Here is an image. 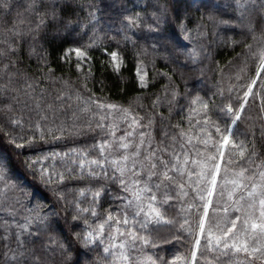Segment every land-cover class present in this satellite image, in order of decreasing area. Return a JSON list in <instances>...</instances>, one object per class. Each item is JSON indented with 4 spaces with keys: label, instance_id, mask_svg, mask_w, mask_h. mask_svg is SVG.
<instances>
[{
    "label": "snow or ice",
    "instance_id": "1",
    "mask_svg": "<svg viewBox=\"0 0 264 264\" xmlns=\"http://www.w3.org/2000/svg\"><path fill=\"white\" fill-rule=\"evenodd\" d=\"M176 6L124 7L102 32L95 4L80 20L76 8L85 7L70 0H0V264H264V0H234L231 19L209 14L257 45L229 37L243 44V66L211 95H187L163 69L169 83L127 105L110 98L103 79L94 90L91 49L116 73L126 63L106 38L132 44L142 90L154 79L149 55L154 72L157 58L168 67L181 52L192 64L211 59L205 46L184 43L207 36L203 17L189 27V9L176 14ZM77 29L91 35L71 46ZM56 40L65 64L75 56L79 87L52 66L46 45ZM253 104L257 117L248 114ZM174 242L186 250L172 251Z\"/></svg>",
    "mask_w": 264,
    "mask_h": 264
},
{
    "label": "trees",
    "instance_id": "2",
    "mask_svg": "<svg viewBox=\"0 0 264 264\" xmlns=\"http://www.w3.org/2000/svg\"><path fill=\"white\" fill-rule=\"evenodd\" d=\"M73 6L82 5L85 7V11L81 12L79 7L76 8L77 12H80L79 19H85V13L87 11L88 4H95L99 9V15L101 17L100 28L102 32H107L109 22L111 20H119L120 13L124 7L139 11L142 13H151L155 11V5L164 2V0H70ZM234 0H177L176 14H180L185 8L189 9V15L192 18V23L189 27H194L197 22V18L203 17L202 23L204 27L202 31L207 32V36L196 37L191 42H184L187 47L196 46L199 48L201 45L205 46L209 52L212 53L211 59L205 56L201 57V62L198 64H192L191 60H188L186 54L178 53L180 63H177L175 59L168 63V67H165L166 62L163 59L157 58L155 61V72L151 64L152 56L149 55L145 58L149 68V76L154 79L150 83L147 90H142L137 84L135 76V58L133 52V46L130 42L125 43L120 41L119 45L116 41L106 38L104 40V46L109 48V51L119 47L120 52L125 57V66L120 70V73H116L112 70L111 66L107 63L108 56L105 55L101 48H93L90 50V55L93 57V72L94 77V90H99V81L103 79L106 83L105 91L110 95V98L116 102L127 105L129 102H134L137 94L150 95L153 92H160L161 86L168 84L169 82L163 76L158 75L160 70L169 72L173 76V80L180 85L183 91L185 85L188 89L187 95H194L197 91L200 95H211L215 91L217 82L223 78L225 82L229 77L233 76L240 67L243 66V61L237 56L245 52L243 44L233 45L229 40V37L234 38L237 41L243 40L246 43H253L254 50L257 47L256 43L252 41L251 34L245 29L241 31L237 29L232 31L228 25H219L214 23L213 20H209L208 16L211 14L216 20L218 19H231L234 15L233 9L226 7V5L233 3ZM197 7L200 11H196ZM77 22L76 16L68 17ZM113 27H119L118 23L112 25ZM169 26H165L167 29ZM66 29L60 28V33L65 34ZM134 34V33H133ZM91 35L90 29L80 30L77 29L67 39L71 46H79L88 42V37ZM109 35H115V32L109 33ZM51 39V34L49 35ZM120 39L119 37L117 38ZM137 41L140 45H144L146 41L140 40L137 37ZM227 41V42H225ZM61 41L56 40L50 45H46L48 52L50 53V59L53 61L52 66L57 68V74L59 75L63 71L65 79H71L79 87V82L76 80L77 70L75 69V56L71 57V62L65 64L62 57V48L60 47ZM69 45H65L67 47ZM28 46L24 45V64L30 66L29 71H32L36 67V56L33 55L31 59L27 55ZM39 51V49H38ZM232 61V65H228V61ZM101 61H104L103 67H101ZM188 64V67H184V63ZM254 58H248V65L254 64ZM219 66V67H218ZM219 68L224 69L223 77H221ZM175 69V71H173ZM202 70V71H201ZM90 84V86H93ZM59 87V85H56ZM122 89V91H121ZM0 102L3 101L0 98ZM149 100H145L144 103H149ZM187 100H181V104H185ZM216 103H220L217 98ZM248 114L252 117L259 115V108L257 104H253ZM177 117L174 116V119ZM251 121L238 122L239 131H244ZM76 143H80V139L77 138ZM259 144V142H258ZM65 145L59 144L57 147H63ZM67 146H72L68 144ZM11 150V149H10ZM15 155V153H13ZM17 166L23 168V165L17 160ZM27 174V173H25ZM31 179V177H29ZM162 234H169L168 229H162ZM172 251H185L186 245L174 242L168 246ZM58 259V258H57Z\"/></svg>",
    "mask_w": 264,
    "mask_h": 264
}]
</instances>
